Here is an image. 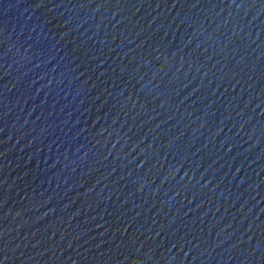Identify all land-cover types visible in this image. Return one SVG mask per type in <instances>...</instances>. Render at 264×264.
<instances>
[{"label":"water","instance_id":"95a60500","mask_svg":"<svg viewBox=\"0 0 264 264\" xmlns=\"http://www.w3.org/2000/svg\"><path fill=\"white\" fill-rule=\"evenodd\" d=\"M0 264H264V0H0Z\"/></svg>","mask_w":264,"mask_h":264}]
</instances>
